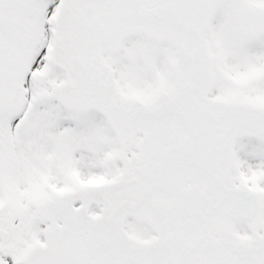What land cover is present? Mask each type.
Returning a JSON list of instances; mask_svg holds the SVG:
<instances>
[{
  "label": "snow or ice",
  "instance_id": "obj_1",
  "mask_svg": "<svg viewBox=\"0 0 264 264\" xmlns=\"http://www.w3.org/2000/svg\"><path fill=\"white\" fill-rule=\"evenodd\" d=\"M0 264H264V0H0Z\"/></svg>",
  "mask_w": 264,
  "mask_h": 264
}]
</instances>
